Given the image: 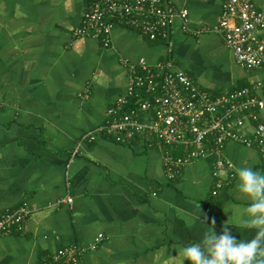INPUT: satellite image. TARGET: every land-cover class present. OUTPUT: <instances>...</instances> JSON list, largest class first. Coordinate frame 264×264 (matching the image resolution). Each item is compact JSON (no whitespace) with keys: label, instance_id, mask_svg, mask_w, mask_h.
<instances>
[{"label":"crops","instance_id":"obj_1","mask_svg":"<svg viewBox=\"0 0 264 264\" xmlns=\"http://www.w3.org/2000/svg\"><path fill=\"white\" fill-rule=\"evenodd\" d=\"M168 1L188 11L175 18L169 41L114 22L104 48L74 36L88 0H0V215L24 202L31 210L21 231L0 237V264H42L64 247L85 250L79 264H171L213 220L219 234L233 208L247 207L235 191L236 171L264 172L254 147L226 144L222 157L235 177L214 196L216 181L229 175H215L217 155L170 179L165 148L147 133L124 143L103 133L82 139L126 94L124 59L168 61L213 94L260 85L256 94L264 97V63L240 66L217 32L226 0ZM253 3L264 17V0ZM232 234L248 240L256 231L234 225Z\"/></svg>","mask_w":264,"mask_h":264},{"label":"built area","instance_id":"obj_2","mask_svg":"<svg viewBox=\"0 0 264 264\" xmlns=\"http://www.w3.org/2000/svg\"><path fill=\"white\" fill-rule=\"evenodd\" d=\"M187 16L186 9H177L168 0H88L74 36L98 39L108 48L115 22L149 40L169 41L175 18ZM217 32L240 66L252 70L264 63V17L253 0H226ZM123 63L128 70L126 94L108 108L104 123L83 140L94 141L103 133L124 143L147 133L165 148L163 164L170 179L194 161L217 155L215 175L221 170H228L229 175L216 181L214 196L235 177L234 165L222 157L229 141L254 147L264 157V97L256 94L260 85L213 94L191 75L173 70L168 61L150 64L145 59L137 63L124 59ZM249 124L253 125L250 133L245 131ZM30 216L27 202L2 213L0 237L21 231ZM84 252L80 247H64L42 264H79Z\"/></svg>","mask_w":264,"mask_h":264},{"label":"clouds","instance_id":"obj_3","mask_svg":"<svg viewBox=\"0 0 264 264\" xmlns=\"http://www.w3.org/2000/svg\"><path fill=\"white\" fill-rule=\"evenodd\" d=\"M235 191L249 201L247 207L233 208L231 223H226L219 234L213 220L201 242L181 246L171 257V264H264V172L251 166L238 168ZM234 225L255 230L256 234L238 240L232 234ZM163 257H167L165 249Z\"/></svg>","mask_w":264,"mask_h":264},{"label":"trees","instance_id":"obj_4","mask_svg":"<svg viewBox=\"0 0 264 264\" xmlns=\"http://www.w3.org/2000/svg\"><path fill=\"white\" fill-rule=\"evenodd\" d=\"M155 41V40H154Z\"/></svg>","mask_w":264,"mask_h":264}]
</instances>
